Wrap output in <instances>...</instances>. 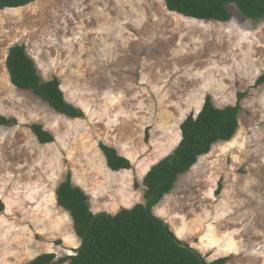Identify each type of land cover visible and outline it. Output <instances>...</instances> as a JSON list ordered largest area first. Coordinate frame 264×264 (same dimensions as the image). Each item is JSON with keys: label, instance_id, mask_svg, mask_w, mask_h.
<instances>
[{"label": "rangeland", "instance_id": "1", "mask_svg": "<svg viewBox=\"0 0 264 264\" xmlns=\"http://www.w3.org/2000/svg\"><path fill=\"white\" fill-rule=\"evenodd\" d=\"M230 12L227 23L198 21L164 0H38L0 12V115L16 120L0 127V264L73 255L80 240L55 197L67 173L94 214L143 203V177L179 144L183 120L206 96L222 109L239 93L233 140L213 145L153 213L206 261L264 264V84L254 86L264 73V20ZM14 45L25 46L42 80H59L83 118L11 84ZM32 124L54 141L40 144ZM100 144L131 169L111 172Z\"/></svg>", "mask_w": 264, "mask_h": 264}, {"label": "trees", "instance_id": "2", "mask_svg": "<svg viewBox=\"0 0 264 264\" xmlns=\"http://www.w3.org/2000/svg\"><path fill=\"white\" fill-rule=\"evenodd\" d=\"M36 1L0 0V12L23 8ZM164 3L170 13L198 21L227 23L232 17L231 6L245 19L264 20V0H164ZM5 66L15 88L31 91L59 115L83 118V112L65 100L57 78L41 79L24 45L8 49ZM263 84L264 73L254 86ZM245 97L246 94L239 93L234 106L219 109L214 107L211 97L206 96L199 113L189 114L180 125L181 140L173 152L153 165L143 177L144 202L132 208H121L115 214L92 213L89 197L72 183L71 174L67 173L56 188V203L69 214L80 245L73 255L42 254L26 264H225L228 258L206 261L198 251L178 240L168 225L154 215L153 209L171 193L179 177L188 173L213 145L233 140L242 112L240 103ZM15 124V119L0 115V127ZM29 128L40 144L54 141L42 126L32 124ZM99 149L111 172L131 169L129 160L114 148L100 144ZM3 210L0 201V213Z\"/></svg>", "mask_w": 264, "mask_h": 264}]
</instances>
